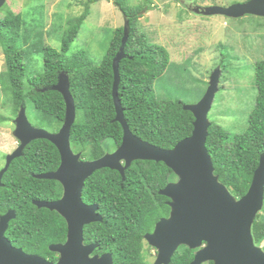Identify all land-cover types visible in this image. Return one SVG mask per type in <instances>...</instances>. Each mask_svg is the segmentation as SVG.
Wrapping results in <instances>:
<instances>
[{"label": "trees", "instance_id": "trees-1", "mask_svg": "<svg viewBox=\"0 0 264 264\" xmlns=\"http://www.w3.org/2000/svg\"><path fill=\"white\" fill-rule=\"evenodd\" d=\"M99 1L87 0L83 13L67 20L58 51L47 46L39 49L43 58L42 72L34 77H29L28 67L22 62V56L28 55L31 47L19 44L24 26L21 14L7 11L0 19L5 68L0 72V87L12 107V115L23 105L52 117L60 126L65 103L58 92L49 88L56 84L60 73H66L76 106L70 145L74 153H80L81 159L88 161L107 154L103 147L107 140L116 149L123 137L122 126L115 121L112 98L113 59L121 46L123 28L113 30L107 51L96 67L83 52L69 54L88 17L89 7ZM112 4L129 25L124 58L119 63L118 97L124 119L137 138L159 149H172L191 135L194 117L183 110L182 102L159 100L153 92L155 80L164 73L170 59L164 47L149 43L138 28L139 15L149 9V0H144V6L129 5L126 0H113ZM254 86L255 104L245 132L230 138L222 127L210 122L205 143L214 175L236 199L247 193L259 158L264 154V60L254 67ZM5 120L6 117H0V122ZM59 164L60 156L53 144L43 139L34 140L20 157L11 161L0 186V216L9 210L16 215L9 222L5 237L13 247L51 262L56 257L49 246L65 242L66 223L57 212L38 208L33 202H53L61 198L62 190L57 182L36 178L42 171L55 170ZM32 173L38 175L31 176ZM176 179L163 163L153 161L132 162L125 171L124 181L114 170L101 169L93 173L84 182L82 201L97 205L103 221L83 228L84 243H98L111 252L113 264H148L144 235L170 210L169 199L158 192ZM251 233L256 246L264 243V202ZM262 249L264 251V246ZM194 252L181 246L169 264H190Z\"/></svg>", "mask_w": 264, "mask_h": 264}, {"label": "water", "instance_id": "water-1", "mask_svg": "<svg viewBox=\"0 0 264 264\" xmlns=\"http://www.w3.org/2000/svg\"><path fill=\"white\" fill-rule=\"evenodd\" d=\"M5 2L0 0V9ZM193 12L233 19L245 15L264 18V0H248L228 7L196 8ZM128 35L129 25L125 20L121 46L112 66L115 121L123 129L121 144L114 152L93 161L82 160L80 153L73 152L70 131L76 120V106L70 93L69 77L64 72L59 74L56 84L49 88L58 92L65 103L64 120L57 133L33 127L27 118L25 106H20L13 132L19 147L7 156L6 165L0 172V186L11 161L20 157L30 142L43 139L53 144L58 150L60 165L55 172L36 178L57 181L62 187V196L53 202L34 201L33 204L55 211L64 219L66 240L62 244L49 246L50 252L59 255L56 263L13 247L5 237L9 222L16 218L15 212L9 210L0 216V264H113L110 254L90 256L96 244L84 245L83 228L101 223L103 219L97 205L83 203L82 189L86 179L101 169L118 172L124 181L125 171L134 161L161 162L177 178L158 192L169 199L168 217L160 219L152 233L144 235L147 244L156 250L153 264H169L181 246L195 251L190 264H264V251L254 244L251 233L253 222L264 202V154L259 158L247 193L236 199L214 175L213 164L205 147L210 126L207 116L217 92L218 72L211 73L208 89L202 99L194 105H183V110L194 117L191 135L169 150L154 147L131 133L118 97L119 63L124 58Z\"/></svg>", "mask_w": 264, "mask_h": 264}, {"label": "rangeland", "instance_id": "rangeland-1", "mask_svg": "<svg viewBox=\"0 0 264 264\" xmlns=\"http://www.w3.org/2000/svg\"><path fill=\"white\" fill-rule=\"evenodd\" d=\"M112 1L101 0L89 7L88 17L69 54L83 52L93 66L99 65L113 37V30L123 28L125 21ZM126 1L129 5L144 6V0ZM245 1L149 0V9H145L138 20V28L146 35L148 42L164 47L169 54L166 70L153 84L156 98L194 105L206 93L211 73L217 71V92L207 118L209 123L222 127L230 138L245 132L247 119L255 104L254 67L264 60V18L245 15L233 19L221 15H197L193 11L196 8L228 7ZM86 2L6 0L3 9H0V19L9 11L21 14L24 21L19 44L21 47L24 43L31 47L29 54L22 56L29 77L42 72L43 58L39 49L47 46L58 51L67 20L82 14ZM4 69L0 46V72ZM0 114L8 117L0 124L1 166L4 164V154H7V160V156L19 147L16 148L19 141L13 135L15 124L12 122V107L1 93ZM26 115L32 126H39L50 133L58 132L61 128L52 117L44 116L31 107H27ZM103 147L106 153L115 150L108 140ZM263 246L264 243H261L260 247ZM148 247L145 246V250H148L147 263L152 264L156 259L155 251Z\"/></svg>", "mask_w": 264, "mask_h": 264}, {"label": "flooded vegetation", "instance_id": "flooded-vegetation-1", "mask_svg": "<svg viewBox=\"0 0 264 264\" xmlns=\"http://www.w3.org/2000/svg\"><path fill=\"white\" fill-rule=\"evenodd\" d=\"M0 93L2 94V96L5 98V99H7L6 98V95L3 93V91H2V89H1V87H0ZM20 108V107H19ZM19 110V109H18ZM17 113H18V111H17ZM17 113H16V115L13 117V120H12V122H13V124H15V118H16V116H17ZM0 117H3V115H1L0 114ZM5 117V116H4ZM7 118V120H8V117H6ZM6 121V120H5ZM5 121H3V122H5ZM3 122H0V124L1 123H3ZM62 125V124H61ZM34 126V125H33ZM35 128H40L39 126H34ZM55 132H57V131H55ZM54 132V133H55ZM19 146V143H17V145H16V148ZM5 156H4V164H2L1 166H0V171L3 169V167L5 166V161H6V155L7 154H4ZM60 165V164H59ZM59 165H58V167H59ZM122 165H124V164H122ZM58 167L55 169V170H50V171H42L40 174H43V173H52V172H55L57 169H58ZM34 175H38V174H31V176H34ZM118 175H119V173H118ZM120 176V175H119ZM55 182H57V181H55ZM58 183V182H57ZM59 184V183H58ZM60 185V184H59ZM61 186V185H60ZM61 190H62V187H61ZM61 195H62V193H61ZM170 211V210H169ZM3 215V214H2ZM169 215V214H168ZM168 215L166 216V217H162V218H167L168 217ZM162 218H160V219H162ZM159 219V220H160ZM158 220V221H159ZM157 221V222H158ZM156 222V223H157ZM155 223V224H156ZM155 224H154V227H155ZM154 227H153V230H154ZM153 230L150 232V233H152L153 232ZM150 233H147V234H150ZM145 241V240H144ZM146 242V241H145ZM92 244H96L97 245V247L94 249V251L92 252V254L90 255L91 257H93V256H97V257H101V256H103V255H106V254H110L111 255V258H112V253L111 252H109V251H105L104 250V248H102L98 243H92ZM84 245H88V244H85L84 243ZM150 247V246H149ZM152 250H154L155 251V253H154V258H156V250L154 249V248H152ZM195 253V252H194ZM55 261H54V263H56L57 262V260H58V257H59V255L58 254H56L55 253ZM113 260V259H112ZM154 263V262H153ZM152 263V264H153Z\"/></svg>", "mask_w": 264, "mask_h": 264}]
</instances>
